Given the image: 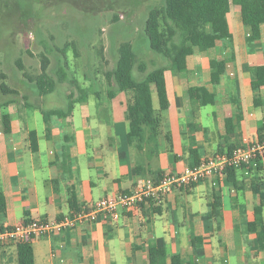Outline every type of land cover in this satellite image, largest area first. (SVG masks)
Segmentation results:
<instances>
[{
  "label": "crops",
  "instance_id": "obj_1",
  "mask_svg": "<svg viewBox=\"0 0 264 264\" xmlns=\"http://www.w3.org/2000/svg\"><path fill=\"white\" fill-rule=\"evenodd\" d=\"M227 20L229 38L207 50L194 47L186 72L164 71L167 109H158L151 85L158 135L155 141L146 139L142 149L127 140L126 92L107 99L103 76L93 91L90 78L75 81L77 87L65 96L86 100L73 103L65 118L51 116L48 131L33 124L35 111L43 108L17 98L0 108V227L60 218L81 204L127 192L147 178L179 172L195 159L254 140L264 118V85L252 88L250 66H264V24L250 45L237 5L230 6ZM215 59L226 60V67L213 84L210 61ZM201 86L213 94L211 103L200 104L207 94L189 96V87ZM31 130L36 151L30 148ZM258 160L234 167L238 181H228L226 170L120 210L117 220L98 215L35 238L28 242L34 264H143L150 243L163 246L164 264L176 257V264H264V243L247 228L262 203L264 223V159ZM254 174L263 181L256 194ZM17 245L0 244V264H18Z\"/></svg>",
  "mask_w": 264,
  "mask_h": 264
},
{
  "label": "trees",
  "instance_id": "obj_2",
  "mask_svg": "<svg viewBox=\"0 0 264 264\" xmlns=\"http://www.w3.org/2000/svg\"><path fill=\"white\" fill-rule=\"evenodd\" d=\"M19 1L22 3V0ZM231 5L239 7L246 31V41L251 45L258 39L260 25L264 24V0H162L161 3L150 7L147 10L143 33L148 40V51L155 56V59L159 60V64L152 63L153 67L150 69L144 60H138L137 51L129 40H122L118 43L115 48L117 54L115 65L111 69L105 70L103 77L107 86V99L112 98L118 91H125L127 94L125 118L128 124L127 140L130 145L142 149L146 139L155 141L158 135V122L152 103L151 85H154L156 90L158 109L160 111L167 109L168 99L164 71L170 69L176 73L186 72V57L193 52L194 47L207 50L215 45L216 40L229 38L227 16ZM66 48L64 45L60 49L62 58L58 57V63L52 73L55 77L51 76L47 70L49 58L42 55L41 72L34 76V79H30V81L33 80L35 92L38 95H47L55 89L58 83H72L77 87V83L66 70L67 66L64 61ZM16 63L20 67L22 66L19 59ZM210 67V80L215 84L225 70L226 60H211ZM134 68L143 75L136 77ZM250 71L252 73V88L263 86L264 66L251 65ZM1 75L4 77L3 74ZM91 84H95V81H92ZM79 91H82L81 88ZM84 92L86 91L84 90ZM18 93L16 88L1 81L0 108L14 102ZM188 94L191 98L207 94L208 98L201 99L200 104L211 103L213 99V94H210L203 86L189 87ZM23 97L26 99L24 95ZM85 100V97L74 99L70 93L66 97L64 107L41 109L46 130H49L51 116L65 118L71 112L73 103ZM256 135L258 139L264 138V118L258 123ZM29 140L30 148L32 151H36L35 131L29 132ZM196 161L195 159L190 166L197 163ZM259 163L258 170L261 169ZM235 169L234 167L227 169L226 178L228 181H238ZM253 176L251 190L256 194L260 192L263 181L259 175L254 174ZM71 204H73V200ZM262 205L263 203L254 208L256 219L247 223L249 230L257 231L259 234L260 245L264 243V223H261L259 218ZM3 206V196L0 192V210ZM17 256L18 264H34L30 243L18 244ZM176 258H172V264H176ZM165 259L166 252L163 246L150 243L147 249V262L143 264H164Z\"/></svg>",
  "mask_w": 264,
  "mask_h": 264
},
{
  "label": "rangeland",
  "instance_id": "obj_3",
  "mask_svg": "<svg viewBox=\"0 0 264 264\" xmlns=\"http://www.w3.org/2000/svg\"><path fill=\"white\" fill-rule=\"evenodd\" d=\"M161 2L22 0V4L19 0H0V82L18 90L17 100L44 109L64 107L66 90H74V84L58 83L52 92L38 95L30 81L41 72L42 55L49 58L47 70L55 77L52 73L65 45L69 76L77 83L86 78L95 81L115 65V48L126 39L133 44L138 60H144L150 69L159 60L148 52L143 28L147 10ZM18 59L21 67L16 63ZM134 75L143 74L134 68ZM95 84L91 91L98 90ZM33 116V124L40 130L45 124L39 109Z\"/></svg>",
  "mask_w": 264,
  "mask_h": 264
},
{
  "label": "built area",
  "instance_id": "obj_4",
  "mask_svg": "<svg viewBox=\"0 0 264 264\" xmlns=\"http://www.w3.org/2000/svg\"><path fill=\"white\" fill-rule=\"evenodd\" d=\"M262 158L264 138H255L228 152H216L200 158L197 163L186 166L179 172L163 173L154 179L147 178L127 192L106 195L92 203L81 204L76 210L60 218L31 219L11 226L3 225L0 227V244L28 243L35 238L49 236L87 220H94L98 215L103 219L117 220L120 210H131L148 198H159L175 188L190 186L214 174L223 176L228 168L248 165Z\"/></svg>",
  "mask_w": 264,
  "mask_h": 264
}]
</instances>
